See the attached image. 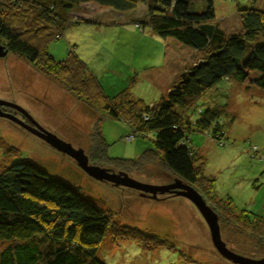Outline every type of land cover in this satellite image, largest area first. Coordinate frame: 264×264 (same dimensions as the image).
I'll list each match as a JSON object with an SVG mask.
<instances>
[{"label":"rangeland","instance_id":"rangeland-1","mask_svg":"<svg viewBox=\"0 0 264 264\" xmlns=\"http://www.w3.org/2000/svg\"><path fill=\"white\" fill-rule=\"evenodd\" d=\"M186 1L195 12L204 10L207 4L206 0ZM211 1L212 23L225 33L240 31L238 9L264 11V0ZM143 11L141 3L131 12L82 4L71 15L82 22L51 40L47 45L48 54L55 61H63L68 52H74L109 98L128 88L133 99L148 107L156 104L167 95L176 75L197 63L203 53L173 39H161L149 27L139 28L130 22ZM0 100L18 106L19 109H9L24 119L2 111L6 107H0L2 112L29 127L39 125L73 148L82 149L88 158L90 133L97 113L77 103L55 79L43 76L19 57L6 55L0 58ZM207 109L219 113L224 125L223 138L214 140L211 131L207 134L193 130L187 134L192 150L205 162L204 174L215 181L217 196L228 197L236 211L264 217V93L235 80H223L205 91L192 108L183 111L177 108V112L194 124L199 113ZM101 131L109 146L106 153L109 159L136 160L153 148L152 133L132 140L128 127L121 122L103 120ZM125 136L131 140H124ZM153 159L127 176L153 186L178 180L164 173L159 160ZM22 161L77 188L95 207L112 214L113 222L119 227L157 239L145 248L133 240H116L108 232L96 254L104 264H231L214 249L202 216L188 199L173 194H156L152 198L130 188L99 182L70 157L0 116V173ZM89 164L93 165L90 161ZM219 228L221 240L229 251L251 259L264 258V246L220 222ZM3 246L0 243V248Z\"/></svg>","mask_w":264,"mask_h":264},{"label":"trees","instance_id":"trees-1","mask_svg":"<svg viewBox=\"0 0 264 264\" xmlns=\"http://www.w3.org/2000/svg\"><path fill=\"white\" fill-rule=\"evenodd\" d=\"M86 3L119 12L134 11L141 3L144 11L130 22L139 28L147 26L157 37L173 39L203 57L179 72L167 95L156 104L148 107L133 99L128 88L109 98L74 52L55 61L47 51L51 40L82 22L71 15ZM206 3L204 10L195 12L186 0H0V45L7 55L19 57L43 76L55 79L77 103L97 113L88 162L127 175L158 159L164 173L201 196L218 223L263 247L264 217L236 211L228 197L219 198L215 181L204 174L203 158L190 146L187 134L193 130L211 131L214 140L223 138L219 113L207 109L191 124L177 108H192L205 91L223 80H235L264 93V11L238 9L240 31L225 33L212 23V1ZM108 119L125 124L132 140L152 133L153 148L136 160L107 158L109 146L101 122ZM108 232L116 240H133L145 248L157 241L119 227L112 214L95 207L77 188L26 161L0 173V243L4 244L0 264H104L96 254Z\"/></svg>","mask_w":264,"mask_h":264},{"label":"water","instance_id":"water-1","mask_svg":"<svg viewBox=\"0 0 264 264\" xmlns=\"http://www.w3.org/2000/svg\"><path fill=\"white\" fill-rule=\"evenodd\" d=\"M6 54V50L0 46V58L5 57ZM0 107L19 109L18 106L2 100H0ZM19 111L22 110L20 109ZM23 113L29 118L31 122H33V120L25 112ZM0 116L9 118L10 120L22 126L24 129L28 130L30 133L40 138L43 142L58 152L70 157L82 171L99 182H105L114 187L130 188L138 191L141 193V195L147 194L152 196V198H155L156 194H173L188 199L193 203L199 214L202 216L208 228L211 243L221 257L227 261H230L231 264H264V258L256 260L239 256L229 251L221 240L217 215L208 205H206L205 201L194 189L183 184L180 180H174L173 183L167 184L165 186H153L135 181L125 174H114L107 169L90 165L88 158L82 149L73 148L70 144L62 141L55 135L46 132L39 125L34 124L35 128L29 127L28 125L14 118L12 115L6 114L1 110Z\"/></svg>","mask_w":264,"mask_h":264},{"label":"flooded vegetation","instance_id":"flooded-vegetation-1","mask_svg":"<svg viewBox=\"0 0 264 264\" xmlns=\"http://www.w3.org/2000/svg\"><path fill=\"white\" fill-rule=\"evenodd\" d=\"M1 46V45H0ZM7 55V54H6ZM2 111H4V112H9L10 114L12 113V114H16V116H18V117H20V119H24V117L23 116H21L20 114H18L16 111H14V110H12V109H9V108H2ZM25 122H27V121H25ZM14 127H16V126H14ZM16 128H18V127H16ZM21 130V129H20Z\"/></svg>","mask_w":264,"mask_h":264},{"label":"built area","instance_id":"built-area-1","mask_svg":"<svg viewBox=\"0 0 264 264\" xmlns=\"http://www.w3.org/2000/svg\"><path fill=\"white\" fill-rule=\"evenodd\" d=\"M125 140H126V141H128V140H131V137H130V138H127V137H126V139H125Z\"/></svg>","mask_w":264,"mask_h":264},{"label":"bare ground","instance_id":"bare-ground-1","mask_svg":"<svg viewBox=\"0 0 264 264\" xmlns=\"http://www.w3.org/2000/svg\"><path fill=\"white\" fill-rule=\"evenodd\" d=\"M134 180V179H133ZM136 181V180H135Z\"/></svg>","mask_w":264,"mask_h":264}]
</instances>
